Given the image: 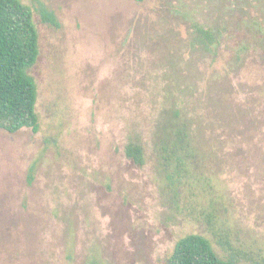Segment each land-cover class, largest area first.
<instances>
[{
    "label": "rangeland",
    "instance_id": "obj_1",
    "mask_svg": "<svg viewBox=\"0 0 264 264\" xmlns=\"http://www.w3.org/2000/svg\"><path fill=\"white\" fill-rule=\"evenodd\" d=\"M21 1L40 36V129H0V264H169L190 233L264 264V0ZM198 26L223 32L217 60L192 44ZM195 97L218 142L178 208L153 133ZM130 140L144 165L125 155Z\"/></svg>",
    "mask_w": 264,
    "mask_h": 264
},
{
    "label": "trees",
    "instance_id": "obj_2",
    "mask_svg": "<svg viewBox=\"0 0 264 264\" xmlns=\"http://www.w3.org/2000/svg\"><path fill=\"white\" fill-rule=\"evenodd\" d=\"M42 13L46 21L57 24L52 12L44 9ZM222 33L216 27L198 26L192 44L212 61L217 60ZM39 40L32 8L21 0H0V129L10 133L25 127L34 132L40 129L38 86L29 73L40 55ZM242 56L239 53L235 60H241ZM200 102L197 97L191 105L186 100L173 101L170 108L160 113L153 133L158 170L169 197L178 208H181L179 201L184 184L191 183L193 172L212 161L214 152L209 147L218 142V138L200 131L203 116L196 114ZM125 155L138 165L145 164V147L138 140H130L125 145ZM188 208L199 213L204 211L199 203ZM209 213L206 223L215 228V213ZM169 264L241 263L234 256H221L205 235L190 233L176 242Z\"/></svg>",
    "mask_w": 264,
    "mask_h": 264
}]
</instances>
